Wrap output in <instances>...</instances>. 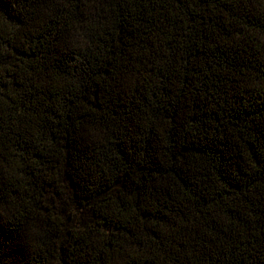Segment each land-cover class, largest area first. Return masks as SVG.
<instances>
[{
    "label": "trees",
    "instance_id": "trees-1",
    "mask_svg": "<svg viewBox=\"0 0 264 264\" xmlns=\"http://www.w3.org/2000/svg\"><path fill=\"white\" fill-rule=\"evenodd\" d=\"M0 264H264V0H0Z\"/></svg>",
    "mask_w": 264,
    "mask_h": 264
}]
</instances>
